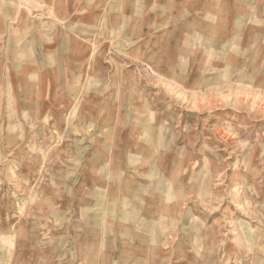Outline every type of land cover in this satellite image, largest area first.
Returning <instances> with one entry per match:
<instances>
[{
	"label": "rangeland",
	"instance_id": "obj_1",
	"mask_svg": "<svg viewBox=\"0 0 264 264\" xmlns=\"http://www.w3.org/2000/svg\"><path fill=\"white\" fill-rule=\"evenodd\" d=\"M128 2L114 17L113 0H0V264H97L112 207L77 186L111 163L119 135L150 158L144 214L174 220L145 243L180 240L200 264H264V21L262 45L208 46L194 76L158 30L149 46ZM43 87L50 109L34 102ZM172 183L180 199L158 201Z\"/></svg>",
	"mask_w": 264,
	"mask_h": 264
},
{
	"label": "crops",
	"instance_id": "obj_2",
	"mask_svg": "<svg viewBox=\"0 0 264 264\" xmlns=\"http://www.w3.org/2000/svg\"><path fill=\"white\" fill-rule=\"evenodd\" d=\"M116 1L120 0H113L111 13L114 17L118 14ZM128 1V12L131 16L129 18L133 17L135 20L136 15H143V22L139 24L142 27L136 30L143 31L145 40L149 39V46L154 44L152 32L158 30L160 34L156 36V43L167 48V51H174L175 63L192 64L194 76L199 70L197 64L204 60L203 55L208 46L228 39L231 46L238 48L241 37L246 40L253 35L256 37V45L263 43L262 4H257L255 0ZM103 12L99 10V14ZM28 46H34L33 41ZM43 52L45 53L44 50ZM37 90L33 93L34 102L43 109L52 108L55 91L50 87ZM23 92L26 95L29 93L24 89ZM117 137L120 141L111 146V163L107 165L104 162L99 164V168L98 165L91 168L93 181L78 183L77 186L79 194L85 199L91 198V193H94L95 196L99 195V207H112L111 214H99V243L93 242L94 252L99 254V258H95L97 264H133V260L145 264L144 259L147 264H167L169 255L177 261L171 264H200L199 248L184 249L178 246L180 240L169 249L167 241L162 244L160 238L151 244L145 243V235H150L151 231L161 235L162 228L165 230L163 233L166 238L169 223L173 224L174 220L172 222L168 214H156L154 217L144 214L143 204L152 196L151 185L146 181L144 174L149 155L143 149L126 150L124 148L126 143L122 142L125 136ZM127 139L129 141L128 137ZM131 159L136 165L133 172L130 168ZM97 180L99 185L95 183ZM170 186L164 184L163 192L155 193V198L165 201L170 195L179 198L175 193V184L172 183ZM88 206H95V203L90 202ZM230 251L228 253H231ZM214 252L212 247L208 249L209 254Z\"/></svg>",
	"mask_w": 264,
	"mask_h": 264
}]
</instances>
